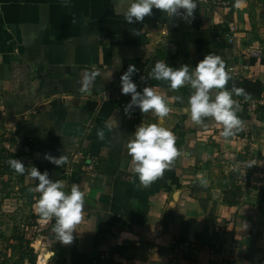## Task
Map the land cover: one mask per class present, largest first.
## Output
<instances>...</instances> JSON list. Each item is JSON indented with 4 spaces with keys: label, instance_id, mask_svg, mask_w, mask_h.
Returning a JSON list of instances; mask_svg holds the SVG:
<instances>
[{
    "label": "crops",
    "instance_id": "obj_1",
    "mask_svg": "<svg viewBox=\"0 0 264 264\" xmlns=\"http://www.w3.org/2000/svg\"><path fill=\"white\" fill-rule=\"evenodd\" d=\"M248 4L229 0L226 8L207 9L197 1L190 22L153 8L142 22L128 24L121 0H0V142L20 153L26 169L65 181L66 192L76 184L85 193L73 242L56 240L51 225L47 241L38 234L30 243L36 264H70L71 250L89 264H170L173 244L181 240L218 246L224 264H264V117L242 107L244 127L226 140L214 120L206 127L191 122L187 87L174 92L166 81L148 78L158 60L194 69L212 53L232 69L233 79L240 74L264 87L263 40L251 31ZM247 48L262 49V55L249 57ZM130 64L138 69L131 77L137 91L154 87L184 102L170 101L162 121L138 107L125 115L131 95L122 94L120 77ZM85 71L101 73L90 91H81ZM110 117L118 124L113 131L105 128ZM141 123L173 131L183 153L147 188L133 173L126 148ZM45 155H64L67 163L57 166ZM249 155L262 164L248 170L242 184L240 169ZM90 159L95 173L83 169ZM30 181L35 188L27 172L23 186ZM43 222L39 217L37 224ZM179 258L180 264H216L201 247ZM19 262L28 264L26 257L12 263Z\"/></svg>",
    "mask_w": 264,
    "mask_h": 264
},
{
    "label": "clouds",
    "instance_id": "obj_2",
    "mask_svg": "<svg viewBox=\"0 0 264 264\" xmlns=\"http://www.w3.org/2000/svg\"><path fill=\"white\" fill-rule=\"evenodd\" d=\"M239 3L240 0H236L237 7ZM121 5L122 15L128 24L142 22L146 16L152 15L153 8L161 10L168 17H180L190 22L189 18L194 19L197 0H121ZM137 70L134 64H130L120 77L122 94L131 95V101L124 109L125 115H129L133 107H138L141 113L151 112L162 121L171 112L170 101L184 102V97L176 95L169 98L154 87L146 86L142 92L137 91V85L131 78ZM231 71L220 55L210 53L194 69L188 65L174 69L163 60H158L148 78L166 81L169 89L174 92L187 87L190 94L187 97L186 112L189 113L191 122L206 127V120H214L222 125L220 135L227 140L244 127V121L238 115L242 111L241 103L233 97H243L245 102L252 99L244 88L237 87L234 83L230 89L227 87L228 82L233 79ZM98 75H101L99 71H85L82 74L81 91H90ZM104 77L110 79L111 72L104 74ZM145 79L146 77H141L142 81ZM117 127V121L112 117L105 124L108 131ZM97 136L103 140L105 130H98ZM176 141L174 132L158 123H141L136 128L126 148L131 157L132 171L138 177L140 186L147 188L162 179L165 171L170 170L176 159L183 155L176 147ZM45 159L57 166L67 163L64 155L59 158L45 155ZM7 163L17 174L24 175L27 171L33 180L38 181L36 187L30 189L39 193L35 203L38 216L45 221L54 219L52 231L56 240L64 245L71 244L74 240L73 233L83 220L85 193L76 184L66 192L65 181H53L47 171L41 173L36 167L28 170L18 159H10ZM197 180L202 187L208 186V181L202 174H197Z\"/></svg>",
    "mask_w": 264,
    "mask_h": 264
},
{
    "label": "rangeland",
    "instance_id": "obj_3",
    "mask_svg": "<svg viewBox=\"0 0 264 264\" xmlns=\"http://www.w3.org/2000/svg\"><path fill=\"white\" fill-rule=\"evenodd\" d=\"M245 3L250 4L248 5L252 11L250 10L251 15L249 16V23L252 25L253 30L256 28L255 32H257V38L263 40L261 46L264 50V0H250V2L249 0L248 2L245 0ZM260 51H262V49ZM9 153L10 152L4 148V142L1 141L0 163L4 164V166H6L5 163L10 160L8 159ZM3 170H5L3 172L4 174L0 173V261L4 256L7 258V264H10L12 262L20 261L22 258L21 255L25 250L24 246H20V240L17 236L24 234L26 235L25 237H28L34 230L33 228L30 229L28 225L29 221H31L29 220V212L33 209L31 208L29 201L31 194L34 197L35 194L38 195L39 193L30 191V189H33V187H31L32 181L27 183L29 190L25 189L21 192L23 183L18 181L17 175L15 173H9L8 169ZM38 228L41 229L38 231V234H40L39 236H42L43 241H47L46 237L51 231L49 222L46 221L41 223V225H38ZM43 237H45V239ZM39 239L41 238L39 237ZM34 241L32 244L34 245L35 243L36 245L38 240Z\"/></svg>",
    "mask_w": 264,
    "mask_h": 264
},
{
    "label": "built area",
    "instance_id": "obj_4",
    "mask_svg": "<svg viewBox=\"0 0 264 264\" xmlns=\"http://www.w3.org/2000/svg\"><path fill=\"white\" fill-rule=\"evenodd\" d=\"M199 1L204 7L207 9H220V8H226L229 5V0H197ZM232 28L228 30V41L230 43L233 42L234 37L231 35ZM246 55L253 56L256 58H260L261 51L259 48H247L246 49ZM247 65H244V68H246ZM240 101L241 106L246 110V112L249 115H259L261 113V109H264V87L261 90V93L258 97L252 98L250 101L245 102L244 98H234ZM262 164V162L255 156V155H249L247 156L244 161L242 162L240 174H241V182L242 184L246 181L247 171L250 169H253L255 167H258ZM251 165V166H249ZM93 160L90 159L88 162L83 165V169L88 173H95L94 167H93ZM201 247L203 250H206L210 252L213 255V258L216 262V264H224L222 255L218 251V246H215V248H210L207 245H200L196 241H188V240H181L176 241L173 244V252L174 254L170 257V264H180V256L186 251L188 248H196Z\"/></svg>",
    "mask_w": 264,
    "mask_h": 264
},
{
    "label": "trees",
    "instance_id": "obj_5",
    "mask_svg": "<svg viewBox=\"0 0 264 264\" xmlns=\"http://www.w3.org/2000/svg\"><path fill=\"white\" fill-rule=\"evenodd\" d=\"M253 30V27L251 28V31ZM250 63H253V59H250ZM235 84L237 87H242L246 90L247 93H249L251 95L252 98L258 97L259 94L261 93V90L263 89L262 84L260 83V81L258 80H249L247 78H245L244 76H241L240 74L235 76L234 79L232 80V84ZM232 87V85H231ZM236 98H243V97H236ZM264 117V109H261V118ZM20 153L18 151L15 152H10L8 154V159H18L20 160ZM21 161V160H20ZM6 166H4V164L0 163V168L1 171L0 173H3L5 170L3 169H8L9 173H15L17 175L18 181L23 183L24 182V177L27 174V171L24 175H20L17 174L10 166L9 164L6 162L5 163ZM4 174V173H3ZM36 183H38V181H34ZM25 183V182H24ZM36 185V184H35ZM21 192L23 190H25L26 188L28 189L27 183L25 184V186L21 187ZM26 189V190H27ZM29 190V189H28ZM37 194L34 195V197L31 194L30 197V206L31 209L29 212V228H33L34 230L29 234L28 237H25L26 235L24 234H20V236H17V238L20 240V246H24L25 250L22 253V258L26 257V261L28 262V264H36L35 259H36V255L33 252V248L30 246L31 241L34 239V237L38 234V231L41 230L40 228H38V224H37V220L39 218L36 210H35V203L39 197V194L36 196ZM55 223L54 219L52 221H50V227L51 225L53 226ZM21 258V259H22ZM70 264H89V260L82 254H79L78 252H76L75 250H71L70 251Z\"/></svg>",
    "mask_w": 264,
    "mask_h": 264
}]
</instances>
